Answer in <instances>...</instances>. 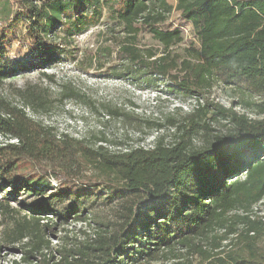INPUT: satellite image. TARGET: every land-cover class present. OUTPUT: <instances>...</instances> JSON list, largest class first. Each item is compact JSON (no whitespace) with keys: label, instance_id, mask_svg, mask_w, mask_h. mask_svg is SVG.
<instances>
[{"label":"trees","instance_id":"trees-1","mask_svg":"<svg viewBox=\"0 0 264 264\" xmlns=\"http://www.w3.org/2000/svg\"><path fill=\"white\" fill-rule=\"evenodd\" d=\"M11 1L14 12L0 22V84L11 76L5 56L14 22H25L42 61L68 55L76 37L101 25L105 44L78 63L83 71L116 60L106 69L111 77L164 82L194 103L184 116L147 122L156 133L151 145L112 151L104 134L90 146L39 121L45 101L31 95L20 104L0 92V186L15 198L23 187L35 199L32 217L6 207V238L20 262L264 264V0ZM175 12L194 38L182 54ZM59 36L64 44L55 43ZM213 90L228 105L212 99ZM24 161L33 171H21ZM41 164L50 170L36 173ZM84 164L95 173L87 181L77 178ZM102 198L115 205L116 220L98 222L94 239L54 248L50 236L61 227L95 222L92 205Z\"/></svg>","mask_w":264,"mask_h":264},{"label":"rangeland","instance_id":"rangeland-1","mask_svg":"<svg viewBox=\"0 0 264 264\" xmlns=\"http://www.w3.org/2000/svg\"><path fill=\"white\" fill-rule=\"evenodd\" d=\"M168 2L176 5V0H168ZM14 10L15 5L11 0H0V22ZM171 19L182 25L184 30L185 42L175 48L182 54L183 49L194 42L191 27L180 23L177 12ZM14 28V34L6 43L5 56V70H9L11 76L0 84V92L20 104L26 99L25 97L31 95L35 102L36 100L45 101L46 107L44 109L38 107L39 113L36 116L46 126L54 128L58 135H69L92 146L97 143L95 138L104 134L111 142L106 147L112 151L138 145L149 146L156 133L147 129V122L163 123L170 116H184L194 104L191 101H181V95L173 94L164 82L147 86L111 77L114 70L108 72L106 69L110 65H117L116 60L111 61L110 65L101 71L88 68L86 65V67L83 66L85 69L83 71L78 63L82 60L85 62V56L92 55L98 47H103L105 44V38L98 36V32L103 29L101 25L92 27L87 33L76 37L74 42L68 45V55H60L55 61L47 59L42 61L38 57L41 51H32L36 47L31 46L30 39L26 36V25L22 19L14 22ZM60 37L55 42L57 45L64 44ZM144 42L148 45H156L148 38ZM49 44L53 46L54 42ZM72 89L77 92L74 96L70 95ZM64 93L69 95H66L67 99L61 101V95ZM211 98L219 99L223 104L228 105L226 97L216 90L212 91ZM114 111L118 114H114ZM213 128L218 130L224 127ZM148 133L150 135L147 140L142 141L144 135ZM162 134L168 136L167 142L171 141L169 135L172 132L168 127L163 129ZM196 144H201V138H198ZM50 168V164H41L34 171L48 172ZM52 168L55 169L54 166ZM31 170L33 171L24 161L21 171L26 173ZM54 171L57 172L52 170ZM78 171L80 174L77 178L82 181L89 180L88 178L95 174L93 167L88 164L82 165ZM50 182L53 187H56L57 181L54 177L50 179ZM11 191L10 187L0 186V246L2 247L0 264H24L20 262L21 253L18 247L10 244L6 238L7 231L11 228L6 207L10 209V212L15 210L13 214L20 219L25 215L32 217L31 204L35 202V199L23 187L19 188L16 198ZM106 203L107 200L102 198L98 199L95 205L91 204L93 207L91 213L95 215V222L91 226L79 223L61 227L55 235L50 236L52 246L61 247L74 238L84 242L94 239L99 229L98 222L116 220L113 216L115 205L106 207ZM260 210L264 211V207ZM261 246H264V237L261 239Z\"/></svg>","mask_w":264,"mask_h":264}]
</instances>
